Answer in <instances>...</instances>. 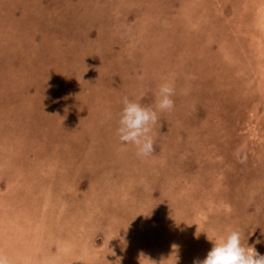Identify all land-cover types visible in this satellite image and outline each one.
Returning a JSON list of instances; mask_svg holds the SVG:
<instances>
[{
    "label": "rangeland",
    "instance_id": "obj_1",
    "mask_svg": "<svg viewBox=\"0 0 264 264\" xmlns=\"http://www.w3.org/2000/svg\"><path fill=\"white\" fill-rule=\"evenodd\" d=\"M263 11L264 0H0L10 264H193L229 228L264 254ZM164 81L174 107L141 159L115 134L121 99L154 105Z\"/></svg>",
    "mask_w": 264,
    "mask_h": 264
},
{
    "label": "clouds",
    "instance_id": "obj_2",
    "mask_svg": "<svg viewBox=\"0 0 264 264\" xmlns=\"http://www.w3.org/2000/svg\"><path fill=\"white\" fill-rule=\"evenodd\" d=\"M175 91L173 81L161 82L154 93V105L140 103L139 97H122L115 134L122 146H134L138 158L152 156V126L157 122L159 112L173 109ZM209 240L212 241L211 248L203 259H194L193 264H264V254L258 253L253 245L247 243L245 231L239 228H229ZM0 264H10L9 258L3 253H0Z\"/></svg>",
    "mask_w": 264,
    "mask_h": 264
},
{
    "label": "bare ground",
    "instance_id": "obj_3",
    "mask_svg": "<svg viewBox=\"0 0 264 264\" xmlns=\"http://www.w3.org/2000/svg\"><path fill=\"white\" fill-rule=\"evenodd\" d=\"M260 1H261V0H260ZM251 2H253V1H251ZM255 2H256V1H255ZM224 3H225V1H224ZM217 4H218V3H217ZM253 4H254V2H253ZM222 5H224V4H222ZM230 6H232V5L230 4ZM260 6H261V5L258 4V6H256V7L261 8ZM216 7H217V6H216ZM237 7H238V6H237ZM234 8H235V7H234ZM234 8H233V11H234ZM254 8H255V7H254ZM258 8H257V9H258ZM235 9H236V8H235ZM255 10H256V9H255ZM233 11H232V12H233ZM263 12H264V11H263ZM256 13H257V11H256ZM257 14H258V13H257ZM260 17H261L262 20L264 19V18L262 17L261 14H260ZM260 17L258 16V18H260ZM199 18H200V17H199ZM249 18H250V17H249ZM196 19H197V17H195V20H196ZM261 19H260V20H261ZM249 20H250V19H249ZM210 21H211V20H210ZM254 21H255V20H254ZM211 22H212V21H211ZM248 22H249V21H248ZM250 22H252V21H250ZM197 23H198V20H197ZM212 23H213V22H212ZM254 23H255V22H254ZM254 23H253V24H254ZM260 23H261V22H260ZM193 24H194V22H193ZM262 24H263V23H262ZM210 25H211V24H210ZM256 25H257V24H256ZM196 26H197V25H196ZM204 27H205V26H204ZM204 27H203V28H204ZM211 27H212V26H211ZM217 27H218V26H217ZM217 27L215 26V29H217ZM254 27L256 28V30L259 28V27L257 28L255 25H254ZM212 28H214V27H212ZM252 28H253V27H252ZM255 28H253V29L255 30ZM198 29H199V28H198ZM256 30H255V31H256ZM207 31H209V29H208ZM218 31H219V29H218ZM211 33H212V32H211ZM253 42H254V41H253ZM259 43H260V42H259ZM259 43H257V44H259ZM261 43H262V42H261ZM262 46H263V45H262ZM224 47H225V46H224ZM257 48H258V45H257ZM260 48H261V47H260ZM256 50H257V49H256ZM256 50H255V51H256ZM258 51H259V50H258ZM224 52H225V51H224ZM253 52H254V51H253ZM259 52H260V51H259ZM257 53H258V52L256 51V54H257ZM262 53H264V52H262ZM253 54H255V53H253ZM260 54H261V52H260ZM257 56H258V55H257ZM252 57H253V56H252ZM259 57H261V56H259ZM255 58H256V57H255ZM255 58H254V59H255ZM61 59H62V57H61ZM260 59H261V58H260ZM63 60H64V59H63ZM255 60H256V59H255ZM263 61H264V60H263ZM60 62H61V61H60ZM62 62H64V61H62ZM257 62H258V61H257ZM238 63H239V62H238ZM258 63H259V62H258ZM259 64H261V63H259ZM263 65H264V64H263ZM257 68H258V67H257ZM262 69H263V71H264V68H262ZM259 70H260V65H259ZM261 71H262V70H261ZM263 74H264V72H263ZM101 77H102V76H101ZM261 77H262V76H261ZM105 103H106V102H105ZM53 156L55 157V155H53ZM4 157H5V156H4ZM57 158H58V157H57ZM59 158H60V157H59ZM52 160H53V159H52ZM55 160L57 161V159H55ZM58 160H59V159H58ZM60 161H61V160H60ZM60 161H59V162H60ZM53 162H54V161H53ZM53 162H52V163H53ZM54 164H55V163H54ZM57 166H58V165H57ZM32 168H33V167H32ZM34 170H35V169H34ZM91 195H92V194H91ZM45 199H47V198H45ZM44 201H46V200H44ZM46 203H47V201H46ZM61 206H62V205H61ZM93 206H94V205H93ZM84 207H85V206H84ZM84 207H83V208H84ZM60 208H61V207H60ZM64 208H65V207H64ZM64 208H63V209H64ZM86 209H87V208H86ZM48 210H49V209H48ZM59 210H60V209H59ZM78 210H79V209H78ZM78 210H77V211H78ZM88 210H89V209H88ZM60 211H61V210H60ZM79 211H80V210H79ZM46 212H47V211H46ZM48 212H49V211H48ZM85 212H86V211H85ZM87 212H88V211H87ZM35 213H36V212H35ZM51 213H52V211H51ZM76 214H77V213H76ZM76 214H75V215H76ZM59 215H60V213H59ZM79 215H81V213H80ZM42 216H44V215L42 214ZM57 216H58V215H57ZM59 217H60V216H59ZM76 218H78V217H76ZM83 218H84V217H83ZM83 218H82V219H83ZM57 219H59V218H57ZM80 220H81V218H80ZM80 220H79V221H80ZM31 221H32V220H31ZM31 221H30V222H31ZM50 221H51V220H50ZM55 221H56V220H55ZM62 221H65L64 223L67 224V225H65V226H68V225H69L68 221H72V215H69V214H68L67 218H65V219L62 220ZM51 222H52V221H51ZM72 225H73L72 227H74V229H80V228H81V226H80L79 224H78V225H76V224H72ZM35 226H36V225H35ZM35 226H34V227H35ZM46 226H47V225H46ZM70 226H71V225H70ZM34 227L31 228V226H30V228L33 230V232H34V233H37V232H35ZM51 227H52V226H51ZM79 227H80V228H79ZM37 235H38V234H37ZM37 235H35V236H37ZM14 236H15V235H14ZM21 236H22V243H24V245H25L24 247H26V246H33V248H34L35 245H38V243L35 241V239H33L34 236H32V235L30 236V234H28V235H26V234L23 235V234H22ZM16 237H17V236H16ZM16 239H17V238H16ZM29 239H31V240H29ZM18 240H20V239H18ZM15 242H17V241H15ZM61 242H62V243L60 244L61 246L59 245V249H60L59 251L64 250V249L66 248V246L69 244V241H68L67 236H66V237L64 238V240L61 241ZM14 245H15V244H14ZM15 246H16V245H15ZM42 248H43V247H42ZM70 248L72 249V247H70ZM44 257H45V256H44ZM37 260H39V259H37ZM24 261H25V260H24ZM40 262L42 263V261H40ZM43 262H44V261H43ZM39 264H40V263H39ZM43 264H44V263H43Z\"/></svg>",
    "mask_w": 264,
    "mask_h": 264
}]
</instances>
